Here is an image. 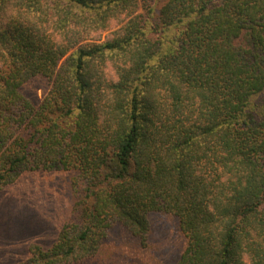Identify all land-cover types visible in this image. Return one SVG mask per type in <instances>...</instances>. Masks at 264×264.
<instances>
[{"label":"trees","instance_id":"obj_1","mask_svg":"<svg viewBox=\"0 0 264 264\" xmlns=\"http://www.w3.org/2000/svg\"><path fill=\"white\" fill-rule=\"evenodd\" d=\"M26 171H73L72 205L16 264H82L117 225L147 248L154 212L175 264H264V0H0V189Z\"/></svg>","mask_w":264,"mask_h":264},{"label":"rangeland","instance_id":"obj_2","mask_svg":"<svg viewBox=\"0 0 264 264\" xmlns=\"http://www.w3.org/2000/svg\"><path fill=\"white\" fill-rule=\"evenodd\" d=\"M49 87L48 80L37 76L25 82L22 90L39 102ZM72 176L73 171H26L0 189V264L25 260L33 242L44 246L53 242L70 213ZM150 219L147 248L117 225L101 253L82 264H175L185 244L177 218L154 212Z\"/></svg>","mask_w":264,"mask_h":264}]
</instances>
